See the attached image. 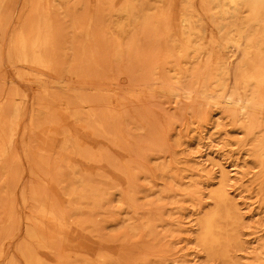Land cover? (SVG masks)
I'll return each mask as SVG.
<instances>
[{
	"label": "bare ground",
	"instance_id": "6f19581e",
	"mask_svg": "<svg viewBox=\"0 0 264 264\" xmlns=\"http://www.w3.org/2000/svg\"><path fill=\"white\" fill-rule=\"evenodd\" d=\"M62 1L51 0L56 12ZM96 1L112 17L105 54L97 58L90 44L84 55L96 59L80 63L94 60L98 75L85 65L61 71L59 31L44 0H30V16L9 42L10 61L37 92L31 113L28 100L1 96L0 181L7 182L11 166L23 165L15 154L17 120L28 116L22 136L30 132L34 138L25 149L31 174L41 169L52 182L22 193L33 210L22 256L28 264H264V225H249L252 218L241 208L264 214V0ZM2 56L0 49V65ZM95 95L101 97V113ZM164 97L172 104L169 114L144 105ZM11 106L13 119L6 114ZM71 123L91 138L100 136L108 148L93 152V143L74 133ZM225 125L242 135L225 143L231 157L238 155L232 171L214 152L192 158L181 151L191 133H226ZM115 152L134 159L123 161ZM207 162L218 170H206ZM96 164L120 172L126 189L108 175L83 171ZM98 176L99 186L93 183ZM7 194L13 208L16 192ZM59 194L70 199L67 210ZM242 196L251 202L240 203ZM85 208L90 219H76ZM128 210L134 216L122 218ZM127 223L129 229L99 238L128 243L129 231L147 233L150 246L134 260L88 251L95 231ZM68 246L75 251L65 252Z\"/></svg>",
	"mask_w": 264,
	"mask_h": 264
},
{
	"label": "rangeland",
	"instance_id": "374dc122",
	"mask_svg": "<svg viewBox=\"0 0 264 264\" xmlns=\"http://www.w3.org/2000/svg\"><path fill=\"white\" fill-rule=\"evenodd\" d=\"M43 4L45 5V9L47 11L51 10V18L54 20L56 28H58L59 31L57 49L59 52L61 71H73L79 66L85 65L93 68V71L91 72L92 75H98L94 71V60L90 62L91 65H87L86 62L85 64H81L80 61L96 59L95 57L91 58L90 56L88 57L87 55H84L88 54L92 50H90L89 48L90 44H93L96 47L94 48V51L96 52L97 58L104 56L105 34L108 33V29L112 25V17L106 15L103 7L97 4L96 0H64L59 6H57L59 9L58 12H56L54 9L55 7L51 5V0H44ZM31 7L32 4L30 0H0V49L3 53L2 62L0 65V99L2 95L8 94L10 97L16 98L20 102H25L28 100L27 112L32 111L31 105L37 91L34 84L29 82L27 79L20 77L19 69L14 66V64L8 57V47L10 40L16 33V30H18L20 26L29 18ZM90 23L92 24V31L89 32L87 26ZM59 94L63 96H69L67 93H64L62 91L59 92ZM92 98L94 101H96L98 112L101 113L102 109L99 105V101L101 99L100 95H95ZM70 99H74L73 95L70 96ZM66 101L67 100L65 99V102ZM161 101L162 103L157 102V104H152L148 101L144 105L149 110H157L158 108H160V111L168 112L169 114V110H172V104L168 102L166 97H164ZM6 114L9 119H13L12 106L9 107ZM17 115L19 117L20 113H18ZM220 121L222 124H226L225 120L221 119ZM17 123L19 124V130L16 136L17 138L15 144V154L19 155L20 157L22 156L23 165L17 166L15 164L11 166L8 171V176L6 177L7 182L4 183V179L0 181V264H6L8 260H11L12 264H28L24 256H22L20 250L22 249V244L27 240V218L32 215L33 210L25 206L22 198V193L25 188H30L31 186L36 187L38 183H42L43 180V184H45L46 186L51 187L52 185V182L47 177L42 176L39 171L41 169L37 170L38 175L31 174L25 149L27 145L34 140V138L31 137L30 132H28L26 136H22L24 127L29 123V117L27 116L18 119ZM70 128L74 133L82 135L84 140L86 139V142L88 141L93 143L94 148H91L93 149V152L106 150L108 148L107 144L102 138H100V136L91 138L84 133H80L77 126L73 123L70 124ZM225 129L227 130L226 133L223 130L219 131V129L217 128L205 130L201 133H191L190 136H187L183 139L184 144L180 149L185 155H188L192 158L198 157L200 154L206 155L210 152H214V156H218L219 162L229 171H232L233 167L231 166L234 161L233 159L238 155L235 154V157H231L232 152L228 151L229 147H227V149L225 148V143L228 139H241L242 135L238 134L236 131H233L231 126L225 125ZM33 145L35 144L33 143ZM116 154L117 157H119L123 161H130L134 159V157H130L126 154ZM245 158L249 159L248 157ZM195 162L197 161H192L193 164H195ZM207 163L209 164V162ZM207 163L205 164L206 170H218L217 167L213 168L212 165H208ZM81 167L84 168L82 165ZM87 167L88 169L85 168V170H83L85 173H93L94 175L96 173H101L108 175L115 181V183L119 184L122 189H126L127 182L120 172L113 171L107 165L101 166L100 164H96ZM248 167L252 168L253 165L251 164ZM54 170L56 172L61 171V169H57L56 167ZM99 178L100 177L98 176L96 179H94L93 183L95 185H100ZM239 178L240 177H238V179L236 178L233 181V184L239 185L241 182L239 181ZM140 184L146 186L149 184V182L141 180ZM74 188H76V186L71 183L69 185V189L73 191ZM8 191L16 192V201L13 208L11 207V202L7 194ZM245 196H247L246 193ZM245 196L238 198V201L240 203L251 202V200L246 199ZM149 198L154 199L155 197L151 196ZM57 199L60 201V207L67 210L70 205V199L63 194H59L57 196ZM145 201L146 200H143L141 202L145 203ZM241 208H244L243 212L246 216H250L252 218L251 220H247L249 225L251 224L257 227H263L262 225H264V221H262V219L264 217V214L256 216L255 214L257 211L252 212L251 209H247L245 205H241ZM86 209L88 208H85V211H83V213H77V215H75L74 217L77 219L79 216H82L81 218L83 219H90L91 214L89 210ZM253 215L255 216L252 217ZM133 216L134 215L132 211L128 210V212L125 213L122 218L128 219V217ZM136 218L137 217L129 222L133 223L134 225ZM190 219L191 218H187V221H189ZM259 220L261 222L260 224L257 225L254 223ZM127 225L128 223L118 224L117 226H113L107 229L105 228V230L101 227L99 232L95 231V234L91 235V237H93L88 244L89 247L93 248V250L92 248H89L90 250L88 251H101L105 254L112 255V257H114L115 259H120L121 261L126 259L127 256L124 254H127L129 256L128 260H134L139 256V252H144V249L150 246V237L147 233L139 232L135 234L129 231L128 243H124L121 240L117 239H114L108 243H102L101 239L99 238L104 233H110L112 236H114L115 234L125 230L126 227L129 229ZM245 232H249V230L245 229ZM245 238L248 241H252L253 235H247ZM68 242H71L72 245L74 243L75 245L78 241H76V239L73 237H68ZM194 245L195 244H191L190 247L193 248ZM251 246H255V244ZM71 247L72 246H68L65 252H74V246L72 248ZM40 253V257H42L43 251H40ZM192 259H194L193 255L188 257V260ZM190 263L197 264L193 262Z\"/></svg>",
	"mask_w": 264,
	"mask_h": 264
}]
</instances>
